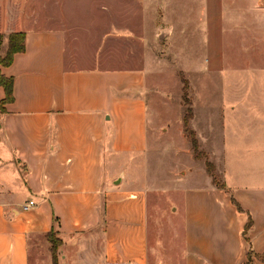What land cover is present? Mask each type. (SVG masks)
Instances as JSON below:
<instances>
[{
    "label": "crops",
    "instance_id": "crops-1",
    "mask_svg": "<svg viewBox=\"0 0 264 264\" xmlns=\"http://www.w3.org/2000/svg\"><path fill=\"white\" fill-rule=\"evenodd\" d=\"M105 1L112 19L97 27L69 21L73 0H0L5 40L26 33V51L2 68L15 100L0 114V264H53L50 233L59 264H264V175H228L229 155L242 150L226 152L224 187L205 169L203 183L179 191L181 177L180 208L159 210L151 235L149 195L160 181L142 164L146 78L162 63L144 32L150 16L127 19L123 0ZM246 98L231 107L238 130H260L263 117L248 107L259 97ZM135 166L144 175L130 173Z\"/></svg>",
    "mask_w": 264,
    "mask_h": 264
},
{
    "label": "rangeland",
    "instance_id": "rangeland-1",
    "mask_svg": "<svg viewBox=\"0 0 264 264\" xmlns=\"http://www.w3.org/2000/svg\"><path fill=\"white\" fill-rule=\"evenodd\" d=\"M263 1L123 0L127 19L133 10L139 19L143 20L144 14L150 16L144 19V32L151 41L155 40L151 45L162 63L151 67L146 78L148 149L142 164L149 165L145 173L148 171L152 179L160 181L149 195L151 235L159 210L161 215L169 214L171 203L180 208L182 193L176 192V182L182 177L183 183L177 188L183 189L203 183L201 172L207 161L215 165L216 180L223 183L226 152L242 150L244 154L239 157L229 155L228 175L234 180L237 171L249 172L245 183L259 181L257 175H264V126H257L263 127L260 130L252 126H246L248 131L238 130V119L231 110L238 98L245 95L249 102V97L257 93L259 99L250 98L248 107L264 119ZM105 2L73 0L69 21L104 25L112 19L111 14L105 15L99 8ZM114 6L117 15L119 10ZM26 7L32 10V5ZM38 9L42 14L46 12L43 5ZM40 19L44 20L38 25L43 26L44 16ZM189 108L193 114L189 129L199 142L197 156L183 125ZM136 167H131L130 173L144 175ZM191 167L195 172L188 175ZM151 239L155 243V238ZM47 256L49 262V252Z\"/></svg>",
    "mask_w": 264,
    "mask_h": 264
},
{
    "label": "trees",
    "instance_id": "trees-1",
    "mask_svg": "<svg viewBox=\"0 0 264 264\" xmlns=\"http://www.w3.org/2000/svg\"><path fill=\"white\" fill-rule=\"evenodd\" d=\"M5 36L0 33V86L5 91V98L0 102V114L6 113V106L12 102H14V85L15 80L13 77H7L3 74L2 68H7L12 65L15 56L20 53H24L26 51V33L25 32H15L9 35L8 37V48L5 54L2 53V47L4 44ZM185 83V82H184ZM184 88L187 86L185 84ZM187 92L185 91L184 97L187 99ZM191 108L188 109L187 114L184 116V129L187 133L188 137H190V142L192 145V149L194 153L198 154L199 142L195 137L194 133L189 129V123L193 119V114L191 113ZM206 170L207 173L212 177L214 184L219 187H224L223 183H219L216 179L215 174V165L210 162H206ZM48 239L52 244V256H53V264L58 263V248L60 246V241L56 238L54 233H50L48 235Z\"/></svg>",
    "mask_w": 264,
    "mask_h": 264
},
{
    "label": "built area",
    "instance_id": "built-area-1",
    "mask_svg": "<svg viewBox=\"0 0 264 264\" xmlns=\"http://www.w3.org/2000/svg\"><path fill=\"white\" fill-rule=\"evenodd\" d=\"M35 205L34 201H30L29 203L25 204L24 209L28 210L29 208L33 207Z\"/></svg>",
    "mask_w": 264,
    "mask_h": 264
},
{
    "label": "water",
    "instance_id": "water-1",
    "mask_svg": "<svg viewBox=\"0 0 264 264\" xmlns=\"http://www.w3.org/2000/svg\"><path fill=\"white\" fill-rule=\"evenodd\" d=\"M263 4H264V1H263Z\"/></svg>",
    "mask_w": 264,
    "mask_h": 264
}]
</instances>
